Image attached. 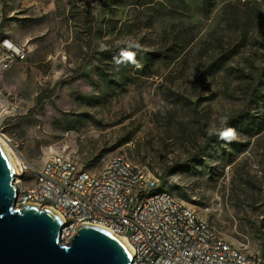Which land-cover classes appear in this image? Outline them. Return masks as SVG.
<instances>
[{
  "label": "rangeland",
  "instance_id": "obj_1",
  "mask_svg": "<svg viewBox=\"0 0 264 264\" xmlns=\"http://www.w3.org/2000/svg\"><path fill=\"white\" fill-rule=\"evenodd\" d=\"M0 0V41L28 51L0 84L21 113L0 137L22 165L51 154L98 173L124 154L245 254L264 247V0ZM139 45L129 47V45ZM121 47L143 53L150 75ZM1 58V52H0ZM91 101V104L88 101ZM250 117L249 130L240 121ZM228 129L235 137L224 140ZM127 139H130L127 140ZM190 172H175L182 166ZM30 172V171H29Z\"/></svg>",
  "mask_w": 264,
  "mask_h": 264
},
{
  "label": "built area",
  "instance_id": "obj_2",
  "mask_svg": "<svg viewBox=\"0 0 264 264\" xmlns=\"http://www.w3.org/2000/svg\"><path fill=\"white\" fill-rule=\"evenodd\" d=\"M0 75L7 73L16 63L28 58L23 46L7 40L0 46ZM11 94L0 86V109H5V100ZM21 113L13 105L10 115ZM5 119H0V129ZM31 178L23 180V203L35 202L41 208H63L71 216L72 229L61 241L67 244L72 238L73 225L84 224V216L89 211H97L98 216L107 221L109 228H116V236L123 238L133 250L134 243L142 244V256L146 264H264V247L260 258L246 257L245 251H231V244L221 236H213L207 229L188 226L184 217H174L171 204L184 207L178 199L153 201L148 206L136 203L125 204L121 190H112V183H120L118 173L132 172L133 165L125 159L109 161L102 170L109 171V178L97 179L75 164H63L61 158L49 155L40 168L30 164ZM159 185L153 182V187ZM23 204L20 206L19 209ZM94 227V226H92ZM198 232H206V239L216 240V248H203V239Z\"/></svg>",
  "mask_w": 264,
  "mask_h": 264
},
{
  "label": "water",
  "instance_id": "obj_3",
  "mask_svg": "<svg viewBox=\"0 0 264 264\" xmlns=\"http://www.w3.org/2000/svg\"><path fill=\"white\" fill-rule=\"evenodd\" d=\"M19 171L0 143V264H132L133 253L117 236L83 226L70 243L53 211L37 205L16 207Z\"/></svg>",
  "mask_w": 264,
  "mask_h": 264
},
{
  "label": "bare ground",
  "instance_id": "obj_4",
  "mask_svg": "<svg viewBox=\"0 0 264 264\" xmlns=\"http://www.w3.org/2000/svg\"><path fill=\"white\" fill-rule=\"evenodd\" d=\"M10 40V38H4L0 41V46L3 45L4 41ZM14 45L20 46L13 41ZM9 111H13L12 99L5 100V109H0V119H6L9 116ZM0 143L6 149L12 160L14 161L17 169L19 171V176L15 180V186L17 189V199H16V207L19 209L23 204H33L36 205L35 202H24L23 203V191H22V182L23 180H27L31 178V167L24 166L21 164L17 156L12 152L10 147L6 144L2 137H0ZM54 158H61V163L63 164H75L71 160H67L66 158L54 154ZM120 159H125L130 165H133L132 172H120L118 173V180L120 183H112V190H121L123 195V202L125 204L136 203L137 200H140V206H148L149 203L153 201H166L168 199H178V196L174 194L172 191H166L157 185L153 187V182H158V179L146 172V170L137 165L134 161H132L129 157L124 154H117L111 158V161H120ZM30 171V172H29ZM93 176L97 179H107L109 178V171L102 170L100 172L93 173ZM181 200V199H180ZM22 206V207H23ZM21 207V208H22ZM49 211H52L50 208H46ZM170 212L173 213L174 217H184V220L187 221L188 226L194 228H204L207 229L208 232L213 236H221L214 227H212L209 222L203 218H201L193 209L185 205V213L184 207L179 206L178 204L170 205ZM54 213H56L63 222L64 227L61 230L60 240L63 241L64 238H67V235L71 232L72 229V221L71 216L68 212L63 208L54 209ZM83 226H94L96 228L105 230L116 236V228H109L107 221H104L103 218L98 216L97 211H89L88 214L84 216V224ZM82 223H75L73 225V234L72 238L67 239V244L71 242L73 237L77 234L78 229L83 227ZM222 237V236H221ZM119 238V237H118ZM223 238V237H222ZM126 246L129 247L127 241L123 238H119ZM198 239H203V248H216V240L206 239V232H198ZM263 249V248H262ZM262 249L257 254H250L246 257L252 258H260L262 254ZM133 260L132 264H146L139 257L142 256V244L134 243L133 250ZM231 251L234 252H242V249L235 247L231 244Z\"/></svg>",
  "mask_w": 264,
  "mask_h": 264
},
{
  "label": "trees",
  "instance_id": "obj_5",
  "mask_svg": "<svg viewBox=\"0 0 264 264\" xmlns=\"http://www.w3.org/2000/svg\"><path fill=\"white\" fill-rule=\"evenodd\" d=\"M133 1V4H137V5H142L143 7H146V6H150L152 7L153 5V2H150L148 0H132ZM205 1L209 6H213L215 0H203ZM122 50H128V51H132L135 53L134 55V59L133 61H124L122 63H119V66L120 68H122L123 70L120 71V77H119V80L115 81V83H113V80L111 79H108L107 78V75L108 74H105V76L101 73L100 74V78L102 80V83L105 84V86L107 87H115V86H119V85H122L124 82H126L127 80H131L130 77H128V75L126 74V70L129 72V67L130 68H133V69H137L138 70V73H141L143 76H148L150 75V72L147 70L146 68V65H145V62H144V56H143V53H140L139 51H134V50H131L129 47H121V48H118V49H115L114 51H111L110 53L109 52H103V54H105L104 58H106L105 60H118V59H121L120 57V53ZM119 84V85H118ZM88 103L91 104V101L89 99ZM249 121H250V117L248 116H245L243 119H241V121L239 122L240 123V127L242 129H245V130H249L250 127H249ZM130 141V139H127ZM201 161L197 160V161H194V165L192 168L190 167H185V166H182L180 168H177V169H173V171H171V174L172 173H175V172H185V171H191L192 169H197L199 166H201ZM167 186L170 187V189L172 191H174L175 193H177L181 199H183L184 201L188 202V203H191V199H189V197H187V195L182 192L180 189H176L174 186L171 185V183H169L168 181L165 182Z\"/></svg>",
  "mask_w": 264,
  "mask_h": 264
},
{
  "label": "clouds",
  "instance_id": "obj_6",
  "mask_svg": "<svg viewBox=\"0 0 264 264\" xmlns=\"http://www.w3.org/2000/svg\"><path fill=\"white\" fill-rule=\"evenodd\" d=\"M129 47H137L139 48V45H132L130 44ZM135 53L128 50H122L120 53L121 59H118L116 62L117 64L122 63L124 61H133ZM235 137V131L233 129H228L226 131H223L220 133V138L224 140H228Z\"/></svg>",
  "mask_w": 264,
  "mask_h": 264
},
{
  "label": "crops",
  "instance_id": "obj_7",
  "mask_svg": "<svg viewBox=\"0 0 264 264\" xmlns=\"http://www.w3.org/2000/svg\"><path fill=\"white\" fill-rule=\"evenodd\" d=\"M1 56H2V55H1ZM12 68H13V67H12ZM10 70H11V69H10ZM10 70H9V71H10ZM9 71H8L7 73H9ZM5 74H6V73H5ZM5 74H4V75H5ZM2 76H3V75H2ZM0 86H1L4 90H6L2 84H0ZM6 91H7V90H6Z\"/></svg>",
  "mask_w": 264,
  "mask_h": 264
}]
</instances>
